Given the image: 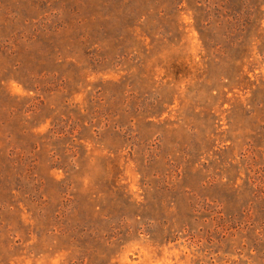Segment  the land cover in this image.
<instances>
[{
    "label": "rangeland",
    "instance_id": "374dc122",
    "mask_svg": "<svg viewBox=\"0 0 264 264\" xmlns=\"http://www.w3.org/2000/svg\"><path fill=\"white\" fill-rule=\"evenodd\" d=\"M0 264H264V0H0Z\"/></svg>",
    "mask_w": 264,
    "mask_h": 264
}]
</instances>
